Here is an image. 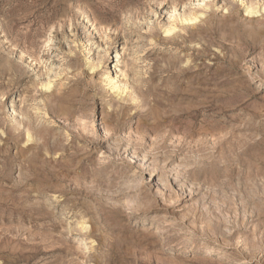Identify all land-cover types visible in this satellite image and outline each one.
I'll return each instance as SVG.
<instances>
[{
  "label": "rangeland",
  "instance_id": "374dc122",
  "mask_svg": "<svg viewBox=\"0 0 264 264\" xmlns=\"http://www.w3.org/2000/svg\"><path fill=\"white\" fill-rule=\"evenodd\" d=\"M0 264H264V0H0Z\"/></svg>",
  "mask_w": 264,
  "mask_h": 264
},
{
  "label": "bare ground",
  "instance_id": "6f19581e",
  "mask_svg": "<svg viewBox=\"0 0 264 264\" xmlns=\"http://www.w3.org/2000/svg\"><path fill=\"white\" fill-rule=\"evenodd\" d=\"M256 11V10H255ZM252 8H250V7H248L247 9H246V12H247V14L249 15V14H251L252 15V13L253 12H255ZM258 13V12H257ZM194 19H196V18H190L189 19V22L191 21V20H194ZM188 20V19H187ZM187 20H183V21H187ZM173 30V28H170L169 30H166V33H170L171 31ZM102 61V60H101ZM97 62H99V61H97ZM102 63V62H101ZM96 67H99L98 65L97 66H94L93 65V67H92V69H95ZM97 69V68H96ZM114 71H115V69H114ZM121 76H122V74H120L118 71H115L114 72V74H111L110 73V71H104V73H103V80H105V83H106V85L107 86H109L110 87V91H112V90H114L113 92H115V93H125L124 91L126 90V86L123 84V83H121ZM123 78V77H122ZM123 82V81H122ZM41 86H43L42 88H44L45 90L46 89H49V87H50V84L48 83H45V85H41ZM23 117V116H22ZM26 118V117H25ZM23 119H24V117H23ZM22 121V120H21ZM28 121V120H27ZM16 123V122H15ZM28 123V122H27ZM29 124V123H28ZM19 125V123L16 125V126H18ZM32 128V127H31ZM17 129V128H16ZM27 129V128H26ZM27 131H28V129H27ZM25 132H26V130H25ZM27 133V132H26ZM29 135H27V141H31L33 138H31V140H30V134L31 133H28ZM67 235H69V233H68V231H67Z\"/></svg>",
  "mask_w": 264,
  "mask_h": 264
}]
</instances>
